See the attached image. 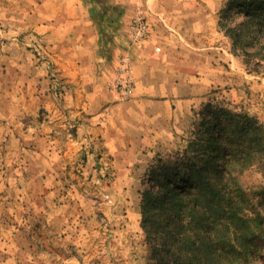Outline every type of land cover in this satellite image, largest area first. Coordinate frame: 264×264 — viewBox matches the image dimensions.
I'll list each match as a JSON object with an SVG mask.
<instances>
[{
  "label": "rangeland",
  "instance_id": "obj_1",
  "mask_svg": "<svg viewBox=\"0 0 264 264\" xmlns=\"http://www.w3.org/2000/svg\"><path fill=\"white\" fill-rule=\"evenodd\" d=\"M41 2L0 0V264H160L164 245L145 224L173 226L166 213L147 218L144 191L162 193L168 168L229 150L226 194L240 213L264 215V30L245 43L231 30L248 0H136L132 21L151 32L128 33L136 87L126 98L113 82L130 55L99 63L114 71L104 87L89 63L72 74ZM213 134L228 146L209 148Z\"/></svg>",
  "mask_w": 264,
  "mask_h": 264
},
{
  "label": "trees",
  "instance_id": "obj_2",
  "mask_svg": "<svg viewBox=\"0 0 264 264\" xmlns=\"http://www.w3.org/2000/svg\"><path fill=\"white\" fill-rule=\"evenodd\" d=\"M240 8L247 13L241 22L242 30L236 27L231 30L236 42L245 43L246 36L256 39L258 35L254 32L264 30V0H248ZM218 141L228 146L223 137L213 134L209 148L217 150ZM232 157L229 150L226 159L217 163L211 159L203 164L190 160L184 173L177 166L168 168L167 178L160 187L162 193L144 191L143 207L147 218L166 213L173 226L167 227L161 220L153 221L150 226L145 224L148 236H156L164 245V261L160 264H251L264 258V246L258 243L259 239H264L263 213L251 216L240 213L238 205L224 190L227 184L224 180L231 171L225 165L233 161ZM215 173H220L221 177L214 179ZM172 182L185 185L170 189ZM153 202L159 207L155 212L151 209ZM188 218L190 221L186 224ZM204 230L208 238L203 235ZM160 232L163 236L158 234Z\"/></svg>",
  "mask_w": 264,
  "mask_h": 264
},
{
  "label": "crops",
  "instance_id": "obj_3",
  "mask_svg": "<svg viewBox=\"0 0 264 264\" xmlns=\"http://www.w3.org/2000/svg\"><path fill=\"white\" fill-rule=\"evenodd\" d=\"M135 2L136 0H105L101 3L95 0H42L41 7L49 9L57 36H61L67 43L65 50L72 59L67 67L72 74L77 75L78 70L83 72L84 65L89 63L87 65L91 64L97 69L93 70L95 72L92 77H96L98 81V77L103 75L101 79L104 87L114 71L111 68L107 71L101 70L100 62H103V67H107L111 59L116 61L121 51H126L133 62L125 45L132 42L128 33ZM194 6L195 3L191 5ZM147 42L141 45L146 46ZM78 57L81 63L76 60ZM136 89L139 91V86ZM145 96L141 100L152 101L154 95Z\"/></svg>",
  "mask_w": 264,
  "mask_h": 264
},
{
  "label": "built area",
  "instance_id": "obj_4",
  "mask_svg": "<svg viewBox=\"0 0 264 264\" xmlns=\"http://www.w3.org/2000/svg\"><path fill=\"white\" fill-rule=\"evenodd\" d=\"M150 32V24L145 18L136 16L133 19L130 27V35L134 40L145 41L149 38ZM113 85L123 97L126 98L133 95L136 81L129 57L123 56L120 59Z\"/></svg>",
  "mask_w": 264,
  "mask_h": 264
}]
</instances>
